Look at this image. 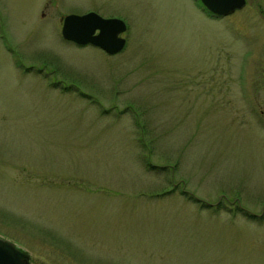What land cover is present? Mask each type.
Returning a JSON list of instances; mask_svg holds the SVG:
<instances>
[{"label":"rangeland","instance_id":"1","mask_svg":"<svg viewBox=\"0 0 264 264\" xmlns=\"http://www.w3.org/2000/svg\"><path fill=\"white\" fill-rule=\"evenodd\" d=\"M87 9L120 51L62 38ZM206 14L0 0V236L29 264H264V0Z\"/></svg>","mask_w":264,"mask_h":264},{"label":"water","instance_id":"2","mask_svg":"<svg viewBox=\"0 0 264 264\" xmlns=\"http://www.w3.org/2000/svg\"><path fill=\"white\" fill-rule=\"evenodd\" d=\"M199 2L210 14L222 16L240 8L244 0H199ZM124 28L125 24L120 18L103 17L94 11H87L64 15L60 33L63 38L77 44L89 43L111 54L122 48L124 38L118 33ZM0 264H29L28 254L11 240L0 236Z\"/></svg>","mask_w":264,"mask_h":264},{"label":"flooded vegetation","instance_id":"3","mask_svg":"<svg viewBox=\"0 0 264 264\" xmlns=\"http://www.w3.org/2000/svg\"><path fill=\"white\" fill-rule=\"evenodd\" d=\"M90 9H87V10H85V11H82V12H79V13H83V12H86V11H89ZM41 13H43V11L41 12ZM64 14H62L61 15V17L63 16ZM211 16H213V15H211ZM61 17H60V20H61ZM121 35H122V33H120ZM119 34V35H120ZM238 207V206H237ZM241 210V209H240ZM263 214V213H262ZM249 216H253V215H250V214H248Z\"/></svg>","mask_w":264,"mask_h":264}]
</instances>
